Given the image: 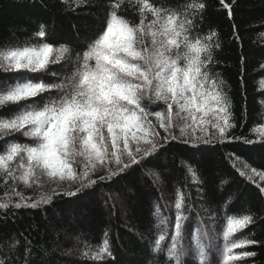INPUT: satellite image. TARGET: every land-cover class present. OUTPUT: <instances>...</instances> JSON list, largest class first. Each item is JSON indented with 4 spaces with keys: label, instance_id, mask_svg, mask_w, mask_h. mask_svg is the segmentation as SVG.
Here are the masks:
<instances>
[{
    "label": "snow or ice",
    "instance_id": "snow-or-ice-1",
    "mask_svg": "<svg viewBox=\"0 0 264 264\" xmlns=\"http://www.w3.org/2000/svg\"><path fill=\"white\" fill-rule=\"evenodd\" d=\"M128 2L138 19L121 13L124 0H106L100 31L75 41L79 52L67 43L56 47L59 41L48 37L45 24L24 40L13 33L0 42V72L15 74L0 79V109H12L7 116L0 114V176L15 178L27 188L43 187L40 179L46 177L57 186L67 182V195L91 194L98 181L126 174L133 166L142 169L146 158L170 142L196 153L203 144L229 139L236 127L232 101L227 82L216 71L217 34L203 27L205 3ZM86 3L77 0L78 5ZM257 131L264 137V127ZM180 165L203 201L205 182L194 161L182 160ZM151 175L153 186L161 187L160 174ZM55 195L53 188L51 195L25 203L30 198L13 187L0 196V209L5 216L15 214L48 204ZM191 196L187 193L189 200ZM230 203L231 198L219 210L202 203L203 216L193 234L185 214L193 208L185 203V194L177 188L174 205L161 194L152 213L159 234L150 238L149 230V236L141 235L151 245L148 264H240L255 256L236 250L257 241L234 238L254 222L253 216L229 215ZM173 206L174 219L162 211ZM20 246L18 239L0 241V264H15ZM29 249L27 245L25 264H30ZM83 255L96 261L115 259L107 238Z\"/></svg>",
    "mask_w": 264,
    "mask_h": 264
},
{
    "label": "trees",
    "instance_id": "trees-1",
    "mask_svg": "<svg viewBox=\"0 0 264 264\" xmlns=\"http://www.w3.org/2000/svg\"><path fill=\"white\" fill-rule=\"evenodd\" d=\"M124 2L126 8L121 13L136 21L134 4ZM149 2L174 5L177 0ZM202 2L206 5L204 30H214L217 34L214 39L220 44L216 71L227 82L232 101L236 127L229 139L203 144L196 153L188 150L190 146L170 142L146 158L142 169L133 166L126 174L98 181L91 194L67 195V182L57 186L46 177L40 179L43 187L27 188L15 178L0 176V196L14 187L30 198L25 203L51 195L53 188L56 191L50 203H41L37 208H21L7 216L0 209V241L10 238L20 241L15 264H25L27 245H30V264H148L153 257L151 245L141 235L149 236V230L150 238L159 234L153 227L157 223L152 215L153 201L163 194L165 201L174 205L177 188L185 194V203L193 208L191 213H185L189 217L186 223L190 233L194 234L203 216L202 203L219 210L231 198L227 207L229 215L239 218L251 214L254 222L234 238L253 239L257 243L236 251L256 253L240 264H264V143H260L264 137L257 131L264 127V0ZM105 15L106 0H87L86 4L79 5L77 0H0V42L12 38L13 33L24 40L40 24H45L48 37L54 35L59 41L56 47L67 43L79 52L82 49L75 46V41L85 38L86 34L98 33ZM50 67L58 70L55 65ZM12 75L15 74L0 72V79ZM11 111V108L0 109V114L7 116ZM151 119L154 124L158 123L154 116ZM157 130L162 137L166 135L163 129ZM245 138L251 142L246 143ZM189 156L192 160H187ZM182 160L194 161V167L202 174L203 201L197 197L190 178L185 180ZM154 173L160 174L161 187L153 186L155 177L151 174ZM189 192L192 193L190 200ZM162 211L174 219V206ZM220 214L224 215L223 211ZM169 229L174 234V224ZM105 238L114 260L105 257L103 261H96L91 255H83L97 250Z\"/></svg>",
    "mask_w": 264,
    "mask_h": 264
}]
</instances>
